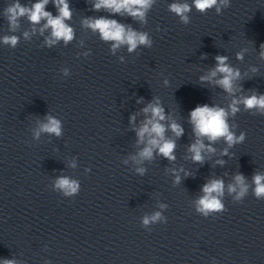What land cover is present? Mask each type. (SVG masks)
I'll return each instance as SVG.
<instances>
[{
    "label": "water",
    "instance_id": "95a60500",
    "mask_svg": "<svg viewBox=\"0 0 264 264\" xmlns=\"http://www.w3.org/2000/svg\"><path fill=\"white\" fill-rule=\"evenodd\" d=\"M66 2L73 39L49 45L46 19L32 23L1 141L0 264H264V197L253 182L264 175V112L229 108L264 95V0H218L204 12L193 0H153L143 20L96 9L99 0ZM173 3L190 6L187 23L169 10ZM44 10L60 14L56 0ZM99 18L147 34L151 45L113 49L88 27ZM217 56L240 73L232 93L216 83L221 73L201 80ZM155 103L175 160L156 149L151 160L138 155L147 138L138 143L137 130L151 117L143 109ZM203 104L224 108L229 130L245 138L229 145L200 137L203 162H195L190 112ZM49 116L60 121L59 136L40 130ZM238 174L248 186L239 199V186L229 192ZM61 177L77 192L56 188ZM214 179L223 181L224 208L204 215L196 201ZM157 212L161 219L143 224Z\"/></svg>",
    "mask_w": 264,
    "mask_h": 264
},
{
    "label": "clouds",
    "instance_id": "9594fccd",
    "mask_svg": "<svg viewBox=\"0 0 264 264\" xmlns=\"http://www.w3.org/2000/svg\"><path fill=\"white\" fill-rule=\"evenodd\" d=\"M224 3L225 0H220ZM48 0H40L35 3L31 9L21 6L19 3H15L9 6L5 10V15L9 21V24L13 30L18 27V18L27 15L28 19L33 23H39L41 19H46L47 23L44 25L45 28L50 27L52 29L51 37L47 43L49 45L55 43L57 40H64L65 43L73 39V30L67 24L65 20L71 17L68 3L66 0H56L57 7L59 9V16L53 17L51 13L46 12L45 5ZM153 0H99L94 5L96 9L101 7L111 9L115 13H119L122 10L127 12L132 17L143 20L146 10L152 5ZM193 4L197 10L204 12L205 10L212 8L218 4V0H193ZM169 10L176 15L180 16L181 19L187 23L188 13L191 9L188 4L173 3L169 5ZM220 9L217 7V12ZM88 27L94 31L98 30L101 37L105 41H113V49L118 48L122 44L128 45V50L131 52L137 48L138 45L150 46L151 41L148 39L147 34L138 33L131 29L126 30L125 27L118 23L116 20H110L105 18L90 20L87 22ZM25 37L28 33H24ZM18 38L16 36L4 37V43L15 46ZM261 56L264 57V44L261 45ZM238 59H242L241 54H237ZM217 66L212 70L208 76L201 77V80H211L216 77L217 73H221L222 78L217 80L216 83L222 87L226 92H233V80L238 78L239 71H233L231 67L226 63V56L216 57ZM243 103L246 109H257L264 112V95L256 96L252 95L244 97L242 100L233 99L229 105L232 114H235L239 108L238 105ZM145 113H151V117L146 119L141 127L137 130V136L139 138L138 143H144L147 138L146 146L138 153L141 160H151L153 158V150H158V153L168 160H175L173 155L176 147L175 141L165 138V126L160 123L165 119L164 110L159 106L158 103L149 104L143 109ZM228 112L219 106H209L208 104L198 105L190 112V122L194 126L193 130L197 137L195 143L191 144L189 151L193 154L192 159L195 162H203L202 150L205 148L204 143L200 137H207L209 141H216L218 138H225L229 145L236 142L243 141L245 134L241 133L239 137H235L234 134L229 130L227 123ZM48 122L41 125V131L55 134L59 136L61 134L60 121L49 116ZM135 120V117H132ZM171 131L177 136L183 134V128L175 122L170 124ZM208 151H214L211 147ZM143 173V169H138ZM180 177H176L178 183ZM236 184L229 185V192H236L237 186H239V192L237 199L242 197L248 190V186L244 182L242 175L235 177ZM255 184V195L257 197H264V175L256 174L253 177ZM78 184L75 181H71L66 177H61L56 181V188L62 189L66 195L76 193L78 190ZM224 184L222 180L214 179L206 183L202 191L204 195L197 201V211L207 215L209 212L221 211L224 205L221 203L219 197L223 195ZM161 219L160 213L157 212L151 217H145L143 224L147 225L150 222H155ZM3 264H15L12 260H5Z\"/></svg>",
    "mask_w": 264,
    "mask_h": 264
}]
</instances>
